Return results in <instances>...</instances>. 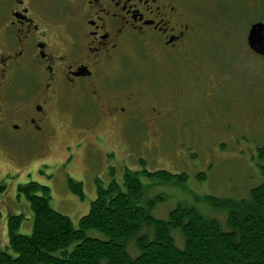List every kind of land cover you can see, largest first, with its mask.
<instances>
[{"label":"rangeland","instance_id":"rangeland-1","mask_svg":"<svg viewBox=\"0 0 264 264\" xmlns=\"http://www.w3.org/2000/svg\"><path fill=\"white\" fill-rule=\"evenodd\" d=\"M185 10L194 30L186 43L187 55L167 61L157 74L133 52L132 69L139 77L143 75L133 87L169 103L177 98V111L163 129L159 126L143 141L141 126L135 124L124 141L107 122L89 127L87 134L102 135L107 147L115 150L108 158L102 155L109 149L96 143L99 154L90 147L74 146L86 131L70 127L71 112L52 109L48 153L41 148L30 162L15 164L9 152H0V186L4 190L0 195V252L12 254L6 232L10 216L22 215L19 233H31L32 212L23 197L17 198L18 186L29 182L47 186L51 208L67 216L75 228L95 199L96 184L106 185L112 179L120 182L125 169L187 175L179 185L140 177L146 186L145 201L154 200L152 214L160 220L176 207L186 206L221 224L224 215L205 202L206 196L247 198L252 188L264 182V58L252 53L246 43L250 26L264 19V0H188ZM117 146L123 148L116 150ZM201 173L204 179L200 181L197 175ZM68 178L82 184L83 200L69 190ZM171 235L181 248L180 234L173 231Z\"/></svg>","mask_w":264,"mask_h":264},{"label":"flooded vegetation","instance_id":"flooded-vegetation-1","mask_svg":"<svg viewBox=\"0 0 264 264\" xmlns=\"http://www.w3.org/2000/svg\"><path fill=\"white\" fill-rule=\"evenodd\" d=\"M187 1L0 0L1 154L7 151L21 164L41 148L48 153L52 109L71 112L70 127L81 133L107 122L124 141L135 124L143 141L163 129L177 111V98L169 103L133 87L143 79L132 69L133 52L157 74L167 61L187 55L194 31ZM83 134L74 146L99 154L96 143L109 149L103 157L114 156L105 137Z\"/></svg>","mask_w":264,"mask_h":264},{"label":"trees","instance_id":"trees-1","mask_svg":"<svg viewBox=\"0 0 264 264\" xmlns=\"http://www.w3.org/2000/svg\"><path fill=\"white\" fill-rule=\"evenodd\" d=\"M197 176L204 179L203 173ZM140 177L179 185L187 175L125 169L120 182L96 184L95 199L76 228L51 208L47 186H18L17 198L23 197L32 212V230L29 235L19 233L22 215L7 219L12 254L0 252V264H264V182L247 198L206 196L205 202L224 215L221 225L186 206L176 207L165 220L156 219L154 200L145 201ZM67 184L84 199L80 182L68 178ZM173 231L182 238L181 248Z\"/></svg>","mask_w":264,"mask_h":264},{"label":"water","instance_id":"water-1","mask_svg":"<svg viewBox=\"0 0 264 264\" xmlns=\"http://www.w3.org/2000/svg\"><path fill=\"white\" fill-rule=\"evenodd\" d=\"M246 43L252 53L264 58V20L250 26Z\"/></svg>","mask_w":264,"mask_h":264}]
</instances>
